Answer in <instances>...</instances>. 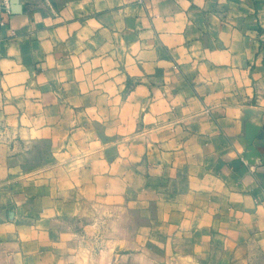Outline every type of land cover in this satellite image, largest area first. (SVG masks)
Returning <instances> with one entry per match:
<instances>
[{
	"label": "crops",
	"instance_id": "crops-1",
	"mask_svg": "<svg viewBox=\"0 0 264 264\" xmlns=\"http://www.w3.org/2000/svg\"><path fill=\"white\" fill-rule=\"evenodd\" d=\"M15 7L0 264H264V0Z\"/></svg>",
	"mask_w": 264,
	"mask_h": 264
},
{
	"label": "water",
	"instance_id": "water-1",
	"mask_svg": "<svg viewBox=\"0 0 264 264\" xmlns=\"http://www.w3.org/2000/svg\"><path fill=\"white\" fill-rule=\"evenodd\" d=\"M15 1L16 0H10L13 10H15L17 8V7H15ZM255 129H256V126L254 124H252L251 122L245 123V136H246L247 142L249 144V149H251V141L253 140V138L261 137L262 135H264V132H263L264 129L261 132H257Z\"/></svg>",
	"mask_w": 264,
	"mask_h": 264
}]
</instances>
